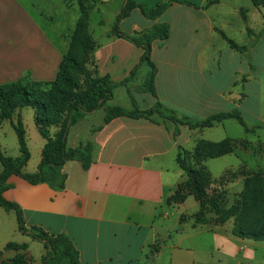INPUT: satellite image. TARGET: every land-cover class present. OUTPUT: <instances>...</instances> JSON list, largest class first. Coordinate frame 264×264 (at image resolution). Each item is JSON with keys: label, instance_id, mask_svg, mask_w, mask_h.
<instances>
[{"label": "crops", "instance_id": "1", "mask_svg": "<svg viewBox=\"0 0 264 264\" xmlns=\"http://www.w3.org/2000/svg\"><path fill=\"white\" fill-rule=\"evenodd\" d=\"M132 1L151 9L161 0ZM172 1L154 20L146 19L138 8L126 17L139 11L143 18L131 23L130 36L156 25L169 27L166 40L151 43L150 62L157 70V100L179 118L199 122L236 110L241 121L228 118L196 129L157 116L149 120L116 118L104 124L106 107L145 111L153 106V97L136 90L149 70L147 64H141L128 84L114 89L112 100L69 128L68 148L81 143L92 146L87 170L79 162H66L65 184L60 191L44 183L29 185L18 177H10L3 197L19 206L25 227L67 236L78 251L81 264H156L160 250L153 249L158 245L169 250L170 264H183L182 255L174 253L200 247L199 242H186L207 233L206 227L195 226L192 220L180 221L181 217H192L198 212L197 202L187 195L175 208V216V209L168 202L188 181L177 164L179 154L188 157L194 169L205 172L213 181L228 174V188L253 174L264 175V3L255 7L253 0H218L212 5H208L211 0ZM125 3L126 0L84 3L90 6L89 16L97 15L93 23L92 18L88 22L94 49L87 67L98 76H109L115 83L129 77L143 53L141 48L111 34L112 27L104 28L102 16L106 8L112 5L116 18ZM77 8L76 0H0V85L27 73L33 82L54 81L63 57L61 27L53 29V37L31 14L68 12L73 32L78 18L72 10ZM230 41L245 50L232 48ZM254 87L260 108L253 120L246 115L253 112L248 105V88ZM19 113L30 153L23 173L31 174L36 172L44 140L35 126L33 111L24 108ZM55 131L52 129L50 135ZM223 142L229 152L207 157L206 152L214 151L207 145ZM1 147L0 142V151ZM17 156L14 148L9 157ZM251 156L255 159L251 163L237 164L232 159ZM211 160L221 166V172L214 177L206 167ZM190 198L194 207L188 212ZM11 216L0 208L1 258L12 259L16 254L4 249L8 243L26 244L31 264H43V245L34 253L28 236L19 232L13 238ZM210 234L214 240L219 237L214 231ZM247 241L237 238L235 242L241 244L237 251L245 250L246 259L254 261L256 249H264V245ZM216 244L215 241L214 249Z\"/></svg>", "mask_w": 264, "mask_h": 264}, {"label": "trees", "instance_id": "2", "mask_svg": "<svg viewBox=\"0 0 264 264\" xmlns=\"http://www.w3.org/2000/svg\"><path fill=\"white\" fill-rule=\"evenodd\" d=\"M76 1L80 7V17L70 35L68 48L61 59L56 77L51 82L52 93L48 95L40 89L36 83L30 80L29 73L13 82L0 85V127L3 121H10L16 135L19 152L17 157L12 158L0 151V208L5 212L13 211L16 216L18 231L43 245L46 251L42 257L43 264H81V262L78 251L67 236L62 234L50 235L39 227H31L30 229L25 227L19 206L3 197V193L8 188L7 180L14 176L24 180L29 185L44 183L52 190L60 191L65 184L64 166L66 162H79L82 168L87 170L91 165L92 146L90 143H81L76 148H68L66 138L69 128L84 116L97 111L112 100L114 89L118 85L128 84L141 64H147L149 70L144 81L137 86L136 90L153 97L155 99L153 106L145 111L137 109L128 111L119 107H106L103 117L104 124L116 118L149 120L150 117L157 116L163 121L166 120L176 125L186 126L189 129H196L211 127L215 122L228 118L241 121L240 114L236 110L230 113L214 114L199 122L188 118H179L175 111L157 100L154 85L157 70L150 62L151 43L155 40H166L169 36V27L165 24L156 25L135 36H128L118 30V25L135 8H138L146 19L154 20L165 12L173 2L172 0H161L151 9H146L135 4L132 0H127L121 7L113 23L111 34L141 48L143 53L129 77L120 83L113 82L107 75L98 76L94 71L88 69L94 42L88 31V9L84 3L96 0ZM217 2L218 0H211L208 5ZM183 3L190 5L186 2ZM99 24L102 23L99 22ZM229 44L234 49L245 50L231 41ZM24 108H30L33 111L35 126L44 140L36 172L31 174L23 173V168L30 159L25 128L19 113ZM52 127H55L56 131L50 135L49 129ZM226 145L224 142L207 145L214 150L213 154L206 152L207 157L220 156L229 152ZM198 151L197 149L196 153ZM177 164L188 177V181L184 185H187L191 180L196 183V179H203L206 182L212 180L205 172L194 169L185 155L179 154L177 156ZM201 172L206 175H201ZM227 179L228 174L224 175L218 182H226ZM242 196L240 208L234 218V225L230 234L242 240L264 242V175L253 174L245 178ZM195 198L199 200L198 196ZM213 209L215 214L219 216L220 211L216 205H213ZM199 222L200 220L198 221L197 218L196 223L199 224ZM4 249L12 250L16 254L12 259H2L0 252V264H31L32 257L26 244L8 243Z\"/></svg>", "mask_w": 264, "mask_h": 264}, {"label": "rangeland", "instance_id": "3", "mask_svg": "<svg viewBox=\"0 0 264 264\" xmlns=\"http://www.w3.org/2000/svg\"><path fill=\"white\" fill-rule=\"evenodd\" d=\"M255 7L260 5L261 3H264V0H253ZM78 4V3H77ZM85 5V4H84ZM88 9V20H91L92 23L93 19L97 18V15L95 13H92L89 16L90 6L87 4L85 5ZM112 5L108 6L106 8V11L104 12L102 18L105 22L104 28H111L112 24L115 21V15L112 12ZM77 14V18L80 17V7L78 4L77 11L72 10V15L75 16ZM36 19L37 22H39L46 30H49V34L53 37L55 36V31L61 27V33H62V53L63 55L66 53L68 44L70 41V35L72 34V25L68 24V19L71 16L70 13H40V14H31ZM143 18L139 11H134L128 18L122 19L121 25L118 26V30L125 35L130 36L129 34H132V30L130 29V25L132 22H139ZM78 20V19H77ZM58 27V28H57ZM260 73V71L258 72ZM31 80V79H30ZM33 82V81H32ZM36 83L40 89L48 93H52L53 86L52 83L49 82H43V83ZM248 94H249V100L248 105L253 110L252 114L246 115L249 119H255V117L258 114L260 103L257 93V88L254 87L253 89L248 88ZM26 111H30V108H25ZM253 115V116H252ZM96 122V121H95ZM8 121H3L2 129L0 130V142L3 144V147H1V152L6 155L10 156V154L13 153V149L18 153V144L15 132L12 127L9 126ZM52 129H55V127H52L49 129L51 131ZM232 159L238 164H240L241 161L246 162H253L255 159L253 156L251 157H243L236 159L235 157H232ZM217 160H211L206 163V167L208 172H210L211 176L214 177L217 174H219L221 171V166H216ZM1 170V166H0ZM201 175H206L205 173L201 172ZM196 183L194 180H191L187 185H184L182 187H179L175 193L169 198L168 202L172 205L173 209L176 207H179L183 199L188 195L191 196L198 204V212L192 215L190 217L189 215L186 217H181L180 221L185 222L192 220L193 225L199 226L203 225L206 227V231L203 235L199 236L198 239L192 240L190 239L188 242L191 244L198 243L200 244L199 248L193 249L189 248V251H176L174 255H178L180 253L182 255V263L183 264H235V263H242V264H264V249L257 248L256 249V257L254 261H249L245 257V250L243 252H238L237 248L241 246V244L236 243L235 240L237 238L233 237L230 234V230L232 226L234 225V218L237 215L242 195H243V183L241 184H235L231 185V188L229 186V180L226 182H218V181H209L206 182L203 179H196ZM199 190V192H198ZM199 197V200H197L195 197ZM190 198L187 202V209L188 212L193 210L194 207V200ZM213 205H216L218 210L220 211V215L217 216L215 214V211L213 209ZM2 209V208H1ZM3 210V209H2ZM4 211V210H3ZM5 212V211H4ZM175 216L177 210L172 211ZM6 213H11L12 217V233L13 238L18 237L20 235L19 231L17 230V222H16V216L13 211H9ZM171 218V217H170ZM198 218V221L200 220L199 224L196 223V220ZM211 232H216L217 236L219 235L218 239L214 240ZM22 235V234H21ZM25 235V234H24ZM27 236V235H25ZM172 236H175V233H173ZM29 243L34 253H36L40 249V242H37L29 237ZM27 240V241H28ZM31 241V242H30ZM216 243V248L214 249ZM16 242V241H15ZM247 243L256 244V245H264V242H253V241H247ZM260 247V246H259ZM254 247L249 246V249H253ZM188 249V247H187ZM153 250L159 251L158 257L155 259L154 263L156 264H170V255L169 250L167 251L165 248L160 249V246L158 245ZM238 252V253H237ZM254 262V263H253Z\"/></svg>", "mask_w": 264, "mask_h": 264}, {"label": "water", "instance_id": "4", "mask_svg": "<svg viewBox=\"0 0 264 264\" xmlns=\"http://www.w3.org/2000/svg\"><path fill=\"white\" fill-rule=\"evenodd\" d=\"M127 1V0H126Z\"/></svg>", "mask_w": 264, "mask_h": 264}]
</instances>
